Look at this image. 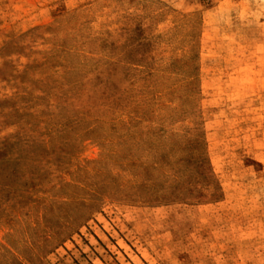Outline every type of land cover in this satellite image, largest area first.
Wrapping results in <instances>:
<instances>
[{"label": "rangeland", "instance_id": "rangeland-1", "mask_svg": "<svg viewBox=\"0 0 264 264\" xmlns=\"http://www.w3.org/2000/svg\"><path fill=\"white\" fill-rule=\"evenodd\" d=\"M0 264H264V0H0Z\"/></svg>", "mask_w": 264, "mask_h": 264}]
</instances>
